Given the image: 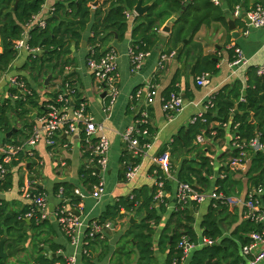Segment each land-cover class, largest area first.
Listing matches in <instances>:
<instances>
[{
	"label": "trees",
	"instance_id": "trees-1",
	"mask_svg": "<svg viewBox=\"0 0 264 264\" xmlns=\"http://www.w3.org/2000/svg\"><path fill=\"white\" fill-rule=\"evenodd\" d=\"M44 1L0 0V37L2 43L0 75L7 72L16 60L18 56L16 41L23 37L27 25L33 20L34 15L41 11ZM95 1L54 0L53 9L46 18V26L33 27L28 41L32 47H41L42 52L39 55L30 54L29 62L24 66V69L32 71V78L35 81L37 80L35 74L38 73H43L44 76H53L56 72L60 73L63 78L60 86L66 87L68 85L67 88L72 90L75 106H78L83 100L80 99L79 89L74 84L72 75L66 74L69 65L67 55L70 53L73 43L80 44L83 33L88 28H91L92 31V36L89 39L93 46L88 58L99 59L108 51L113 50V48L106 47L109 40L112 37L123 39L131 22L135 23L132 29L133 49L136 53H148L159 42V31L162 26L173 15L178 14L179 18L174 24L173 32L161 56H172L180 44L188 39L181 56L192 57L196 63V75L209 73L212 76L218 72V61L213 56H191V50H197V47H200L195 41V35L203 25L209 26L216 20L225 23L224 11L221 7L216 6L213 0H141L143 5L149 6V9L143 16L138 15L134 18H128L127 12L134 10L139 0H104L97 7H93L92 3ZM229 1L234 7L233 9L241 5V0ZM178 76L176 75L171 85L164 90L163 99L169 98L173 92L179 93L176 86ZM248 76L246 83L238 80L222 87L214 94L213 106L209 108L204 117L192 123L188 128L182 129L175 136L174 141L169 145V151L172 156H183L179 165L172 168V173L177 176L178 180L189 182L197 189L204 191L211 185V177L215 174V167L211 164V157L208 155L209 149L194 143L201 133L211 141L222 140L227 132L223 124L229 122L231 131L240 135L241 139L249 141L259 135L264 142V76L259 75L255 67L249 68ZM25 80L32 90V94L24 99L13 100L8 98L0 103V131L4 134L3 141L8 143L14 141L13 144H20L29 139L36 120L47 111L49 104L57 102L60 94L58 90L52 95L51 100L42 102L40 92L32 87L27 78ZM13 91L16 92V89ZM244 91L246 92L245 95L243 94ZM35 114L36 118H33ZM141 118L139 114L137 119ZM19 122L22 124V128L17 125ZM215 122H219L220 126H212ZM237 123L239 126L235 131L234 126ZM138 127L141 132L146 131V135L140 134L139 136L141 143H150L157 131L151 125L150 119L148 118L146 122L138 124ZM14 128L18 129L12 137H5V134ZM83 134L86 137L84 132ZM247 150L251 152L250 166L246 171V176L254 187L251 192H257L260 189L264 191V151ZM191 152L196 153L197 156L195 158L188 157ZM240 152L239 148H231L228 153L220 156V160L229 162ZM24 156L26 154L21 152L19 159L21 160ZM88 157L92 163L90 162V166L81 171L82 181L88 189L94 190L95 186L100 183L101 175L98 173V167L93 164L96 160L91 154V150L88 152ZM122 160L124 161L123 177H127V172L131 167L139 165L142 157L134 156L128 149ZM14 162L17 163V160ZM150 171L157 179L164 182V190L167 195L161 202L155 199L157 186H154L152 191L150 188L144 187L141 190H135L133 198L120 199L114 204L108 205L97 219L100 224L107 221L117 223L127 213H136L135 217L138 220L131 223L120 238L118 248L114 252V264H159L153 249L154 225L161 222L162 215L167 211V204L171 201L170 195L173 193L174 184L171 176H168L159 165L153 166ZM221 173L224 174L223 177L221 174L213 187L216 188L217 192L230 197L232 196L230 195L231 189H233L230 167L224 168ZM11 179L9 172L0 186L3 188L11 187ZM33 186L35 187V190L32 191L34 194L46 195L47 191L41 186L35 183ZM77 187L76 183L69 181L56 183L53 192L60 198L58 206H78L82 200L75 193ZM254 197L261 201L264 199V193L256 194ZM195 205L194 208H190L177 204L176 210L172 212L159 241V249L167 256L165 264H173L175 260L181 263L183 250L179 248V242L183 236H188L190 242L195 244L190 257V264H222L223 259L230 264H244V260L238 252L240 248L250 242L249 234L254 230H259L261 225L254 220L245 219L237 240L224 237L222 215L229 204L222 202V200H212L201 225L204 237L214 240L215 244H200L197 233L193 229L195 219L192 212L196 208ZM30 212H32L30 222L33 230L40 231L45 227L51 228L48 217L42 219L35 206L23 212L6 214L4 209L0 207V240L6 234L17 235L19 227L27 224L26 215ZM91 231L92 229L89 227L84 245L87 254H82L83 264H95L96 242L98 240L103 242L107 239V235L103 237L101 234L89 236ZM241 232L246 233V235ZM16 237V242L25 239L23 234ZM38 239L40 242L44 238L39 234ZM35 246L39 250L40 247ZM51 247L52 254L40 250L33 262L27 264H68L67 258L57 253L60 246ZM54 253L56 256L53 255ZM0 264L9 263L0 259Z\"/></svg>",
	"mask_w": 264,
	"mask_h": 264
},
{
	"label": "crops",
	"instance_id": "crops-1",
	"mask_svg": "<svg viewBox=\"0 0 264 264\" xmlns=\"http://www.w3.org/2000/svg\"><path fill=\"white\" fill-rule=\"evenodd\" d=\"M103 1L101 0L100 3ZM53 3L54 0H49L46 7L42 6V15L49 12V8L52 7ZM258 3L264 4V0H241V5H239L241 8V16L236 17L234 14L235 9H233L234 7L229 0H219L218 4L214 2L216 6L221 7L224 11V16L226 17L225 23L221 20H216L209 26L203 25L195 35V41L200 47H197V50H191V56L211 55L218 61L219 70L211 76L207 86H199L197 84V77L199 75H196V63L192 57L187 58L186 56H181L183 51L179 55V58H176L175 52L173 56H166L162 59L161 54L170 36L166 35L167 40H162L161 36L163 33L161 29L159 31L160 40L156 47L142 61L140 68L134 70L129 48L133 42L132 29L135 23L131 22L128 32L123 39L120 40L112 37L106 46L107 48H113L117 53L119 73V95L113 107L108 111L106 110V96L104 95L101 83L87 64L88 56L91 54L93 47L89 39L92 36V31L91 28L84 31L80 44L76 45L73 43L70 53L67 55L69 65L66 74L72 75V80L79 89L80 99L87 102L88 112L92 118L96 122L103 124L102 133L106 135L110 142L109 163L104 170L100 171L101 179L105 182L104 195L100 200L95 198L92 195L94 190L88 189L82 181L81 171L90 166V159L88 157L90 149L86 137L83 136V132L77 134H61L54 147H50L44 141H40L34 148V156L26 155L21 160H17V163L14 162L11 165L10 173L12 184L9 188L0 186V207L4 209L5 214L19 213L31 209L34 206V202L30 197L26 196L22 189L26 178L30 177L33 183L38 184L47 191L46 196L49 207L48 219L51 222V228L45 227L40 231H35L31 227L30 217L26 216L27 224L19 227V231L16 233L17 235H25L23 241L16 242L17 235L10 236L6 234L4 237L6 238L5 250L19 249L16 254L9 255L5 263H32L35 257H37L38 251L44 250L45 253L52 254L51 246L58 245L60 246L57 251L58 254L64 257L76 254L78 256L77 264H83L82 246H73L67 236L62 232L58 221L49 218L51 206L56 208L60 202V198L53 192L54 185L64 181L76 183L78 185L77 188H80L83 193V196L79 195V198L82 200L80 202L81 208L79 214L87 219L98 218L108 205L114 204L120 199L133 198L135 190L148 187L152 191L153 187L156 186L157 178L152 175L150 170L153 166L157 165L155 158L162 157L168 163L169 168L165 170V173L171 176L174 190L172 195H170L171 201L167 204V211L162 215L161 222L158 225H154L153 249L159 264H165L167 256L159 249V241L165 226L171 218L172 212L176 210L177 206L176 191L180 180L172 173V168L178 166L183 159L182 155H176L177 157L175 155L172 156L169 151V145L182 129L188 128L192 124V119L198 112L205 110V103L210 95H214L225 85L233 84L238 80L246 83L249 77V68H258L264 65V28L249 26L246 20V13ZM133 11L135 9L129 11V13ZM230 19L235 21V33L230 29ZM236 46L242 49L244 55L249 60L247 65L240 68L231 67ZM1 51L2 43L0 37ZM29 55L27 51L18 53L16 60L12 63L7 73L10 75L18 74L27 78L32 87L40 92L41 101H49L53 97L52 95L58 92L60 84L63 81L62 75L56 72L52 76L50 83L46 84L48 75L44 76L43 73H38L35 74L37 76V80L35 81L32 78V71L24 69V66L29 62ZM193 66H195L194 74L192 73ZM176 75H179L176 85L178 92L186 100V103L182 110L174 114L173 117H169L163 109V92L171 85ZM150 86H156L159 92L152 104H148L146 98V93ZM6 91L7 88H4L0 92V103L6 100ZM140 91L142 92L141 95H139ZM142 110L148 112L150 123L157 131L151 142L148 143L149 146L145 148L144 155L141 156L142 160L139 164L140 167L137 174L133 178L128 179L127 177H123L124 161L122 159L125 153L128 152L124 132L137 120ZM17 125L19 128H22L20 122ZM212 126H220V123L215 122ZM223 127L227 129V132L225 138L222 140L211 141L205 137L206 141L204 143L200 144L196 140L194 141L196 145L206 146L209 149L210 153L208 155L211 157V164L215 167V174L211 177V185L207 190L214 188V183L222 174L221 172L229 166V162L221 161L220 156L226 152L228 153L233 148L234 132L231 131L232 128H230L229 124L228 127ZM7 134H5V137H7ZM3 135L0 131L2 138H4ZM10 143L13 144L14 141ZM196 156L194 152L188 155L190 158H195ZM28 158L31 159L28 160ZM31 166L32 169L30 170ZM221 168L223 170L220 171ZM231 173L233 189H231L230 195L236 197L238 203L227 207V210L222 215V226L224 237L237 240L238 233L245 220L244 213L246 211V206L242 202L240 203V201L247 199L248 194L254 187L246 176V171H233ZM207 190L205 189V191ZM211 201L208 199L202 204H196V208L192 212L195 219L193 229L197 233L200 244H202L204 238L201 225L202 220L208 212ZM261 203L264 206V199L261 200ZM70 207L76 210L75 207ZM190 208H194V204ZM135 215V212L127 213L123 219H120L116 223L114 229H111L107 233V239L105 241L98 240L96 242L95 264L115 263L113 260L114 252L118 248L121 236L129 228L131 223L138 220ZM132 217L134 218L133 222ZM241 233L246 235L244 232ZM39 234L45 240L43 239L39 242ZM35 245L40 247L39 250ZM192 253L193 250L182 264H190ZM238 254L244 260L243 263H245L247 257L244 256L242 248H240ZM53 255L56 256V253ZM251 257L253 255L248 258ZM222 264L230 263L223 259ZM258 264H264V259Z\"/></svg>",
	"mask_w": 264,
	"mask_h": 264
},
{
	"label": "built area",
	"instance_id": "built-area-1",
	"mask_svg": "<svg viewBox=\"0 0 264 264\" xmlns=\"http://www.w3.org/2000/svg\"><path fill=\"white\" fill-rule=\"evenodd\" d=\"M216 4L219 0H213ZM49 0H45L43 7H46ZM43 9V8H42ZM53 8H49V12L42 15V10L34 15L33 20L27 25L23 37L16 41V49L18 53L22 51H27L29 54L39 55L42 52L39 46H30L29 38L30 31L33 27H45L46 18L50 15ZM234 14L236 17L241 16V8L237 6L235 8ZM137 13L135 11L129 13L128 17H134ZM246 16L250 21L249 26L264 28V4L258 3L255 7L251 8ZM129 53L131 56V61L134 70L140 68L142 61L150 54L148 53H136L133 47L130 45ZM174 53L172 54V56ZM166 56H162L164 59ZM248 58L244 55L242 49L238 46L235 47V56L231 61V67L240 68L248 64ZM89 68L93 71L96 78L101 83V86L106 93V110H110L115 104L119 95V73L117 64V53L115 50L108 51L101 58L90 57L87 60ZM8 72V71H7ZM4 72L0 75V92L7 88V95L5 99L11 98L13 100H18L25 98L26 96L32 94V90L28 86L25 78L21 75L15 74L10 75ZM259 75L264 76V65L257 68ZM211 75L209 73H203L197 77V84L199 86H207L210 82ZM66 87H59L60 94L57 98L56 103H51L47 107V111L38 118L34 130L29 139L20 144H11L3 141L0 136V184L4 182L7 174L10 172V167L14 161L19 159V154L24 152L26 155L34 156V148L40 142L44 141L48 146L54 147L59 139V136L63 133L65 134H77L84 132L86 135V140L91 154L95 158L94 166L98 167V170H104L109 163V151L110 142L109 139L102 133L103 124L96 122L94 118L88 112V104L85 100L81 101L78 106H74L72 90ZM16 89V92L12 89ZM141 91L139 95H141ZM159 92L156 86H150L146 98L148 104H152L155 98L158 96ZM213 97L210 95L205 103V110L198 112L192 119V123L196 122L198 119L203 118L205 111L213 106ZM243 99V98H242ZM244 100V99H243ZM186 100L182 97L180 93L173 92L169 98L163 99V109L166 111L169 117H173L174 114L182 110L185 106ZM148 112L142 110L141 119H137L131 126H129L124 132V139L128 145L129 151L134 156H143L145 153V148L149 144H142L139 136L140 134L146 135V131L141 132L139 130L138 124L144 123L148 120ZM229 123V122H228ZM228 123H224L223 126L228 127ZM239 124L234 126L236 131ZM234 141L232 143L233 148H239L241 150L240 154L233 157L229 161V167L232 169H237L241 171H247L250 163V150L264 151V142L261 140L260 136L257 135L251 140L247 141L241 139L240 135L234 132ZM206 141L205 136L201 133L197 136V143H204ZM92 163V161H90ZM155 162L164 171L168 170L165 159L162 157L155 158ZM90 163V164H91ZM139 165L131 167L127 172V178H133L138 170ZM224 174L221 176L223 177ZM157 193L155 199L162 201L167 195L164 190V182L157 179L156 180ZM24 193L27 197H30L34 206L41 214V218L45 219L49 216L48 199L45 194H34L32 191L35 189L33 186V181L30 177H27L25 184L22 187ZM105 192V182L103 179L100 180L99 185L95 186L92 195L101 199ZM75 193L83 196L80 188H76ZM262 189L257 192H250L248 198L240 201L246 206V211L244 213L245 219L254 220L256 223L261 225L259 230H254L250 234V242L242 248V252L247 261L244 264H258L264 259V206L261 201L254 197L256 194H263ZM177 204L182 207H190L193 204H202L206 200H222L229 205H234L238 203V199L234 196L226 197L222 193L217 192L214 187L211 190H199L193 184L186 181H179L176 191ZM81 203L79 206L75 207L73 210L69 205L57 206L55 208L54 214L57 221L61 227L62 232L67 236L70 243L75 247L82 246V254H87L84 249L85 238L87 235V229L90 227L92 231L89 236H95L96 234H101L102 237L107 235L108 230L114 229L116 223L112 221H107L105 223H99L98 218L87 219L83 217L76 211L80 210ZM215 206V203H214ZM32 212L28 213L26 216L31 217ZM202 244L214 245L215 241L207 238H203ZM179 248L183 250V257L181 263L175 260L173 264H182L191 254V251L195 248V244L190 242L188 236H183L179 242ZM253 255V257L248 258ZM68 264H77L78 256L76 254L66 257Z\"/></svg>",
	"mask_w": 264,
	"mask_h": 264
},
{
	"label": "water",
	"instance_id": "water-1",
	"mask_svg": "<svg viewBox=\"0 0 264 264\" xmlns=\"http://www.w3.org/2000/svg\"><path fill=\"white\" fill-rule=\"evenodd\" d=\"M100 1L101 0H96L95 2L92 3V6L93 7H97L99 4H100ZM149 9V6L148 5H143L142 1L139 0L138 4L136 5L135 7V12L139 15V16H143ZM244 17L246 18V16L244 15ZM179 18V15L176 14V15H173L161 28V32L163 33L161 38L162 40L166 41L167 40V36L166 35H171L172 32H173V29H174V24L175 22L177 21V19ZM247 22L250 23V21L248 20V18H246ZM229 24H230V29L232 31H234V33L236 32V25H235V21L233 19H230L229 20ZM0 28H1V25H0ZM187 39L184 40L183 44H181L177 51H176V58H179V55L181 54V52L183 51V48H184V44L187 43ZM184 66V65H183ZM192 73L194 74L195 73V66H193L192 68ZM52 78V75H49L47 78H46V84H49L50 83V80ZM106 93L104 92V95ZM244 95L246 94V92L244 91L243 93ZM33 117H36L35 115ZM16 130V128H14L12 131H10L8 134H7V137H11V135L14 133V131ZM98 173H100V170H98ZM54 211H55V207L54 206H51L50 208V219L52 220H57L55 214H54ZM77 213H80L79 211H76ZM134 221V218L132 217V222ZM5 241H6V238H2L0 240V259H2L4 262L7 261V257L9 255H13V254H16L18 252V248H15L13 250H5Z\"/></svg>",
	"mask_w": 264,
	"mask_h": 264
},
{
	"label": "rangeland",
	"instance_id": "rangeland-1",
	"mask_svg": "<svg viewBox=\"0 0 264 264\" xmlns=\"http://www.w3.org/2000/svg\"><path fill=\"white\" fill-rule=\"evenodd\" d=\"M233 171H235V172H241V170H237V169L231 170V172H233Z\"/></svg>",
	"mask_w": 264,
	"mask_h": 264
}]
</instances>
